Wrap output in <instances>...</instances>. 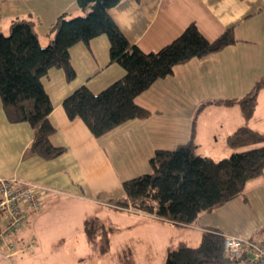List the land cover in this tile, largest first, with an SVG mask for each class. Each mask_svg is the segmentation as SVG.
<instances>
[{
    "label": "crops",
    "instance_id": "1",
    "mask_svg": "<svg viewBox=\"0 0 264 264\" xmlns=\"http://www.w3.org/2000/svg\"><path fill=\"white\" fill-rule=\"evenodd\" d=\"M108 13L125 38L145 52L158 50L190 22L209 40L231 27L236 41L176 64L170 74L135 97L138 105L149 110L146 118L129 119L99 137L81 119H69L62 100L81 85L98 92L122 77L124 69L109 62L105 35L74 44L70 48L74 78L67 80L62 69L53 68L42 79L53 105L49 117L55 132L50 140L65 147L52 159L29 152L32 128L26 122H9L0 98V176L49 188L41 208L29 212L16 232L19 244L30 237L38 239L41 225L50 218L48 205L54 196L79 208L97 203L113 208L108 200L123 195V180L150 171L148 160L155 149H173L193 140L197 153L214 159L240 149L228 146L226 137L245 121L236 103L226 105L222 100L241 98L264 77V0H119ZM60 14L71 17L82 11L76 0H0V31L7 34L13 18L32 19L39 42L45 46L52 40L51 26ZM247 123L264 132V87L258 91ZM244 195L246 199L239 196L200 213L188 225L126 211L132 217H152L191 228L196 232L188 238L198 242L204 231L212 229L243 237L258 230L264 234V170L247 180Z\"/></svg>",
    "mask_w": 264,
    "mask_h": 264
},
{
    "label": "trees",
    "instance_id": "2",
    "mask_svg": "<svg viewBox=\"0 0 264 264\" xmlns=\"http://www.w3.org/2000/svg\"><path fill=\"white\" fill-rule=\"evenodd\" d=\"M119 0H76L82 14H60L51 26L52 40L39 42L35 23L28 18H13L9 32L0 31V98L7 120L26 122L33 131L29 152L44 159L61 155L65 147L54 145L50 137L55 126L50 121L52 101L42 79L50 69L59 68L67 80L75 76L70 48L88 43L98 35L109 42L110 63L124 69L122 77L98 92L85 85L62 100L69 119H81L89 131L99 137L129 119H144L149 110L135 97L156 79L170 74L176 64L201 57L236 41L231 27L209 40L195 22L188 23L170 42L156 51L145 52L130 43L108 13ZM264 77L255 82L241 98L223 103L239 106L244 124L226 137V143L239 150L219 159L196 152L193 140L173 149H155L148 163L150 171L122 181L123 195L108 201L124 208L149 213L179 225L196 222L202 212L223 206L242 196L247 180L264 170V132L248 125ZM88 225V221H85ZM94 232L107 238L102 225ZM89 241L90 233L87 231ZM237 260L223 255V236L206 230L195 246L180 244L167 248L163 264H234Z\"/></svg>",
    "mask_w": 264,
    "mask_h": 264
},
{
    "label": "rangeland",
    "instance_id": "3",
    "mask_svg": "<svg viewBox=\"0 0 264 264\" xmlns=\"http://www.w3.org/2000/svg\"><path fill=\"white\" fill-rule=\"evenodd\" d=\"M91 205L79 208L54 196L48 205L50 218L41 225L38 239L23 241L31 242L32 248L17 252L9 260L0 257V264H163L167 248L199 243L188 238L196 232L191 228L152 217H132L125 208ZM99 225L108 229L107 238L94 232ZM259 232L263 233L258 230L251 238H264Z\"/></svg>",
    "mask_w": 264,
    "mask_h": 264
},
{
    "label": "built area",
    "instance_id": "4",
    "mask_svg": "<svg viewBox=\"0 0 264 264\" xmlns=\"http://www.w3.org/2000/svg\"><path fill=\"white\" fill-rule=\"evenodd\" d=\"M48 187L25 181L15 176H0V257L9 260L17 252L32 248L31 242L18 243L15 234L27 221L29 212L41 208ZM107 205L124 209L118 204ZM130 209V208H125ZM223 255L237 260L239 264H264V238L243 237L221 233Z\"/></svg>",
    "mask_w": 264,
    "mask_h": 264
}]
</instances>
